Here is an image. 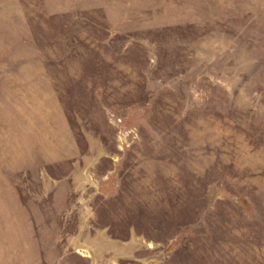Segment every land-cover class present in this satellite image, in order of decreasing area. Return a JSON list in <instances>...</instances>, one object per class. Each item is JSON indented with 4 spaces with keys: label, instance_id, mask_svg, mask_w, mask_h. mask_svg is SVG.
I'll return each mask as SVG.
<instances>
[{
    "label": "rangeland",
    "instance_id": "rangeland-1",
    "mask_svg": "<svg viewBox=\"0 0 264 264\" xmlns=\"http://www.w3.org/2000/svg\"><path fill=\"white\" fill-rule=\"evenodd\" d=\"M0 264H264V0H0Z\"/></svg>",
    "mask_w": 264,
    "mask_h": 264
}]
</instances>
